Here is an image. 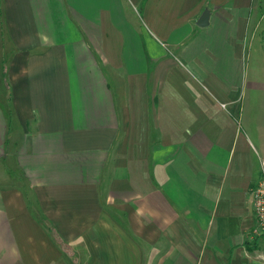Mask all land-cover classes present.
<instances>
[{
  "label": "crops",
  "instance_id": "1",
  "mask_svg": "<svg viewBox=\"0 0 264 264\" xmlns=\"http://www.w3.org/2000/svg\"><path fill=\"white\" fill-rule=\"evenodd\" d=\"M259 157L264 0H0V264H264Z\"/></svg>",
  "mask_w": 264,
  "mask_h": 264
},
{
  "label": "built area",
  "instance_id": "2",
  "mask_svg": "<svg viewBox=\"0 0 264 264\" xmlns=\"http://www.w3.org/2000/svg\"><path fill=\"white\" fill-rule=\"evenodd\" d=\"M259 179L251 190L252 209L257 223L253 230L256 236L264 233V157H259Z\"/></svg>",
  "mask_w": 264,
  "mask_h": 264
},
{
  "label": "rangeland",
  "instance_id": "3",
  "mask_svg": "<svg viewBox=\"0 0 264 264\" xmlns=\"http://www.w3.org/2000/svg\"><path fill=\"white\" fill-rule=\"evenodd\" d=\"M205 10V9H204ZM157 38H158V40H160L159 42H160V44L161 43H163L164 41H162V39H160V37L159 36H157ZM164 49H165V52H166V54L168 55H171V57L173 56L174 57V55L176 54V58L175 59H181L180 57H178V54L177 53H175L176 51L174 50H172L171 48H169V47H167V46H165L164 47ZM174 54V55H173ZM178 62H180L181 64H182V62L180 61V60H178ZM180 65V64H179ZM181 66V68H185L184 66H182V65H180ZM258 179H259V161H258V177H257V181H258ZM257 183V182H256ZM248 198H249V201H250V205H251V208H252V203H251V190H250V193L248 194ZM255 228H257V223H256V221L254 220V225H253V229H255ZM258 249H260L261 251L262 250H264V239H261L260 238V240L258 241Z\"/></svg>",
  "mask_w": 264,
  "mask_h": 264
},
{
  "label": "water",
  "instance_id": "4",
  "mask_svg": "<svg viewBox=\"0 0 264 264\" xmlns=\"http://www.w3.org/2000/svg\"><path fill=\"white\" fill-rule=\"evenodd\" d=\"M209 16H210V12L207 9H205L202 15L200 16L198 22L196 23V26H198L199 28H203L207 26L209 22Z\"/></svg>",
  "mask_w": 264,
  "mask_h": 264
},
{
  "label": "trees",
  "instance_id": "5",
  "mask_svg": "<svg viewBox=\"0 0 264 264\" xmlns=\"http://www.w3.org/2000/svg\"><path fill=\"white\" fill-rule=\"evenodd\" d=\"M260 236H263L264 237V233L262 235H260Z\"/></svg>",
  "mask_w": 264,
  "mask_h": 264
}]
</instances>
